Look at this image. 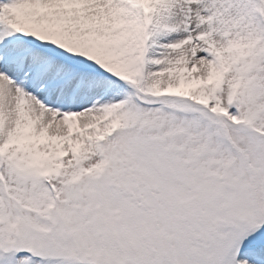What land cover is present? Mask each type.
Returning a JSON list of instances; mask_svg holds the SVG:
<instances>
[{
	"label": "snow or ice",
	"instance_id": "1",
	"mask_svg": "<svg viewBox=\"0 0 264 264\" xmlns=\"http://www.w3.org/2000/svg\"><path fill=\"white\" fill-rule=\"evenodd\" d=\"M0 264H264V0H0Z\"/></svg>",
	"mask_w": 264,
	"mask_h": 264
}]
</instances>
